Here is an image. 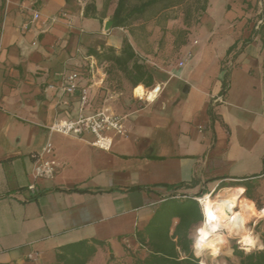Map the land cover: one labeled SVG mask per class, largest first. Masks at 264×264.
<instances>
[{
  "label": "crops",
  "instance_id": "obj_1",
  "mask_svg": "<svg viewBox=\"0 0 264 264\" xmlns=\"http://www.w3.org/2000/svg\"><path fill=\"white\" fill-rule=\"evenodd\" d=\"M244 1L209 0L201 20H210L205 27L215 20L220 30L206 38L204 49H196L199 41L183 46L179 61L164 68L132 29L106 30L114 4L104 17V0H0V264H56L59 248L83 242L95 248L87 264H123L139 247L136 232L166 198L197 201L230 182L252 188L247 200L260 218L264 216L259 194L264 181V113L255 110L248 91L233 95L238 73L224 66L229 49L243 39L231 26L235 13L243 14ZM91 4L97 14L87 17ZM217 8L223 12L218 20ZM35 14L40 15L36 21ZM259 37L242 50L239 45L235 65L244 58L249 80L256 72L253 64L264 88ZM217 38L227 39L219 55L213 49ZM125 41L154 73L155 84L162 86L153 103L141 102L126 81L121 87L107 83V63L100 71L102 83L93 84L84 70L82 55L102 46L120 53ZM188 51L193 57L180 69ZM202 58L213 66L203 68L206 75L198 79ZM75 70L81 72L80 85L90 89L93 101L102 98V108L119 116L113 107H129L120 116L127 133L114 137L108 152L93 145L91 133L76 138L49 131L65 118L66 110L76 117V98L59 90L64 74ZM220 98L222 102L215 103ZM48 143L53 154L46 158L59 166L53 179L35 180V165ZM178 223L173 220L171 235Z\"/></svg>",
  "mask_w": 264,
  "mask_h": 264
},
{
  "label": "trees",
  "instance_id": "obj_2",
  "mask_svg": "<svg viewBox=\"0 0 264 264\" xmlns=\"http://www.w3.org/2000/svg\"><path fill=\"white\" fill-rule=\"evenodd\" d=\"M246 2L247 0L244 1L247 9H255L251 1ZM113 4L115 5L111 18L113 28L132 29L140 21L158 17L175 8L183 10L185 21H189L195 16L200 17L207 11L209 0H104L102 16H107ZM88 14L96 16L97 8L94 4H91L89 8L87 7L85 16L88 17ZM258 20H264V14L258 15L257 22ZM257 22L249 37L237 41L229 49L228 56L224 61L226 68L229 67L230 62L235 65L236 55L234 52L240 44L242 50L260 35L263 38L262 45L264 48V22L256 30ZM89 55L95 56L100 63H107V83L118 82L121 87L126 81L131 89H135L140 84L146 87L155 85L154 73L145 63L141 62L128 41L124 42L120 53L112 47L102 46L100 50H90ZM229 76L228 69L223 81L225 91L228 89ZM119 88L117 91L123 92V89ZM101 100L102 98L93 101L92 110L94 112L102 108V104H99ZM245 186L246 183L230 182L221 185L218 190L244 187L246 189L244 198L251 199L252 195L249 190L251 191L252 188ZM257 207L260 211L263 209L260 205ZM174 219H178L179 223L174 234L171 235ZM201 220L200 206L192 197L177 199L172 196L166 198L159 205L148 224L136 232L135 236L139 247L137 250L129 252L128 257L130 259L123 264H200V260L193 256L191 251L189 232L193 231ZM262 240L264 241V233H262ZM233 250L234 255L240 260V264H264V251L245 254L237 247H234ZM94 254L95 248L87 242L69 244L58 249L56 264H87Z\"/></svg>",
  "mask_w": 264,
  "mask_h": 264
},
{
  "label": "rangeland",
  "instance_id": "obj_3",
  "mask_svg": "<svg viewBox=\"0 0 264 264\" xmlns=\"http://www.w3.org/2000/svg\"><path fill=\"white\" fill-rule=\"evenodd\" d=\"M250 1L255 7V9H247V5L244 3V9L247 10H244L245 12L243 11V14L240 11L236 12L235 14H237V16H235V21L231 26V32L238 33V36L240 35V37L243 39H246L252 33V29L255 23L257 22L258 15L264 14V0ZM250 1L247 0L246 3H249ZM205 14L206 12L200 17L195 16L189 21H185L183 10L181 8L171 9L164 12L159 17L150 18L136 23L132 30L138 36V39L139 41H141V44L144 45L146 49L152 50L155 55V59L158 63V66L166 68L174 66L179 61L182 55L181 51L183 50V46H190L193 44V42L199 41L200 45L196 49H204L208 46L206 38L209 39V35L213 33L215 34L216 30H220L219 24L215 20L205 27L207 22L210 21L207 18L204 23L202 22L204 20H201V18H203ZM214 16L218 20L223 17V12H221V10L218 8L214 9ZM216 23L218 24V26L216 25ZM149 36L151 37V40H149ZM226 42V38L215 39L213 49L214 51L215 49H218L214 52L216 55H219L223 51L224 44ZM216 57L217 56H215L214 58ZM243 59L244 58L238 61V63H240L239 67H237L238 65H232L233 62H230L229 64V68H235V72L238 73L235 77V80L233 79L232 81V93L233 95H238L240 94L239 92H242L244 90L246 92L248 91V97L251 98L252 102H254L255 110L258 112V114H262L264 113V97L262 96L264 88L259 81L257 68H255L252 63L251 68L256 72L249 79L250 81L247 80L249 76H247L245 74V70H243L245 68ZM197 66L199 68L197 78L200 79L206 75V72H203L202 69L212 67L213 63L209 64L207 60H204V58H202L198 62ZM248 81L250 82V84L248 83ZM113 108L116 109V112H119V116H121L122 111H127L129 107L124 105H117ZM223 191H225V189L214 191L212 198L215 199L217 197V194L220 195L221 193H223ZM259 194L260 197H262V199L264 200V181L262 182V188ZM237 211L239 212L240 208L237 209ZM258 217L259 215L256 214L254 218H251L250 222L248 223V226H254L255 231L260 233V236H262V233L264 231V217ZM234 247L239 248L236 244V240L230 239V242L228 244L223 245L222 248L225 252H228V250L231 249V256L221 255L219 258H217L214 264H224L225 261L227 262V264H234V262L235 264H238V260L233 254ZM118 252H121V247H119ZM203 258L206 260L209 259L207 253H205Z\"/></svg>",
  "mask_w": 264,
  "mask_h": 264
},
{
  "label": "built area",
  "instance_id": "obj_4",
  "mask_svg": "<svg viewBox=\"0 0 264 264\" xmlns=\"http://www.w3.org/2000/svg\"><path fill=\"white\" fill-rule=\"evenodd\" d=\"M40 18L39 14H35L33 20L36 21ZM264 20H258L255 29H259ZM198 42L195 41L194 45ZM193 57L191 51H188L185 57L179 62L178 67L180 69L184 68L188 61ZM82 61L84 62V70L93 81V84L102 83V78L100 77V71H105L106 63H100L95 56H90L88 54L82 55ZM82 74L80 71H72L69 74L65 73L63 76L62 83L59 86V90L68 95L69 97L76 98L78 102V108L76 117L69 110H66L65 118L56 121L50 128L51 133H58L65 136H71L76 138H82L85 133H91L94 136L93 145L105 152L110 151L114 137H124L126 135V129L124 126V118L112 113L108 108H101L100 110L89 114V111L93 106V98L91 97V92L88 87H82L80 81ZM161 86V85H160ZM55 87H51L54 89ZM162 92V86H161ZM160 92V93H161ZM159 93V94H160ZM141 102H147L146 99L136 96ZM222 98L217 99L215 103H221ZM64 105L68 106V101L63 102ZM63 122V126H62ZM115 124V127L112 125ZM95 129V131L93 130ZM100 137L110 138V146L101 148L97 146V141ZM53 154V145L48 143L43 149L42 154L39 155L37 163L34 168V179H53L58 163L55 160L48 159L46 156H51ZM31 190L35 189V185L30 186ZM214 192L210 193L212 196Z\"/></svg>",
  "mask_w": 264,
  "mask_h": 264
},
{
  "label": "clouds",
  "instance_id": "obj_5",
  "mask_svg": "<svg viewBox=\"0 0 264 264\" xmlns=\"http://www.w3.org/2000/svg\"><path fill=\"white\" fill-rule=\"evenodd\" d=\"M160 92V84H155L147 90L145 85L140 84L134 89L135 95L146 99L148 103L155 102ZM112 126L115 127V124ZM110 144V138L100 137L97 141V146L105 149ZM239 191L245 190L241 188ZM197 203L200 206L202 220L193 231L189 232V239L193 256L200 260V264H210V261L214 264L221 255L231 256V249L225 252L222 248L230 242V239H235L237 246L245 254H250L254 250L264 251V241L261 240L260 233L255 231L254 226L249 227L248 220L240 213L229 214L230 210L235 207L230 201L222 200L219 194L212 199L210 194L205 193L197 197ZM223 216H227L228 224L222 221ZM229 224L232 227H229ZM205 253H207L208 260L203 258ZM224 264L227 262L225 261Z\"/></svg>",
  "mask_w": 264,
  "mask_h": 264
},
{
  "label": "bare ground",
  "instance_id": "obj_6",
  "mask_svg": "<svg viewBox=\"0 0 264 264\" xmlns=\"http://www.w3.org/2000/svg\"><path fill=\"white\" fill-rule=\"evenodd\" d=\"M239 190L240 189H225V191H223V193L220 194V198L222 200H228L235 205V207L230 210L229 213L230 215H235L237 213H240L244 218L248 220L249 223L251 218H254L256 216V211L253 203L248 201L246 198H244L243 197L244 192H240ZM239 208L240 211L238 212L237 209ZM222 221L226 224L229 223L227 216H223ZM229 227H232V225L229 224Z\"/></svg>",
  "mask_w": 264,
  "mask_h": 264
},
{
  "label": "water",
  "instance_id": "obj_7",
  "mask_svg": "<svg viewBox=\"0 0 264 264\" xmlns=\"http://www.w3.org/2000/svg\"><path fill=\"white\" fill-rule=\"evenodd\" d=\"M112 26H113V22L111 21L107 24L106 30H109Z\"/></svg>",
  "mask_w": 264,
  "mask_h": 264
}]
</instances>
